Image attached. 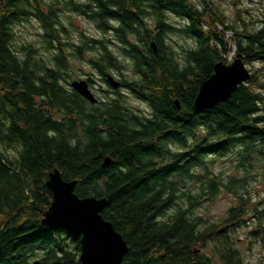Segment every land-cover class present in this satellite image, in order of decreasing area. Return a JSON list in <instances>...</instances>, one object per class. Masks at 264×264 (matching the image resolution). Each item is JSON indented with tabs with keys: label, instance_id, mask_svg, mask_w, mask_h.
I'll return each mask as SVG.
<instances>
[{
	"label": "trees",
	"instance_id": "16d2710c",
	"mask_svg": "<svg viewBox=\"0 0 264 264\" xmlns=\"http://www.w3.org/2000/svg\"><path fill=\"white\" fill-rule=\"evenodd\" d=\"M203 1L198 8L187 0H0V264H80L79 241L40 223L55 168L63 179L77 180L79 197L108 199L102 215L129 245L125 264H246L234 236L252 204L249 167L264 163V64L228 101L203 111L193 102L230 44L245 64L264 61V18L257 29L239 31L214 0ZM65 11L90 18L104 33L114 31L134 72L122 82L150 107L148 115L120 92L91 104L71 87L64 46L74 44L62 38ZM168 14L185 25H172ZM32 19L51 56L15 44V25ZM153 20L157 35L147 23ZM173 32L196 42L184 51L183 64L166 42ZM108 41L82 39L72 55L99 50L90 62L105 79L109 69L122 67ZM200 126L208 136L195 134ZM235 148L243 174L222 180L211 165ZM106 157L111 162L104 165ZM221 190L238 203L220 220L196 216L202 198ZM254 205L256 243L264 236V203Z\"/></svg>",
	"mask_w": 264,
	"mask_h": 264
},
{
	"label": "rangeland",
	"instance_id": "374dc122",
	"mask_svg": "<svg viewBox=\"0 0 264 264\" xmlns=\"http://www.w3.org/2000/svg\"><path fill=\"white\" fill-rule=\"evenodd\" d=\"M187 1L198 8H202L204 4L203 0ZM214 1L220 8L219 15L224 17L227 22H236L239 31L241 27H246L249 31H253L260 27L261 20L264 18V0ZM205 4H209L211 6L210 1H206ZM62 20L67 29V33L62 34V38L68 40L71 44H74L64 46L70 67V80L90 79L92 81L90 85L93 87L97 97L103 100L108 98V96L116 97L117 94L111 92L112 90L107 83L101 79V75L98 70L91 65L90 60L99 54V50L92 47L84 53V57L81 59H77L72 55L73 48L80 45V40L82 39L96 38L109 40L108 43L113 48L116 55L120 58L122 67H120V69H109L108 72L120 80L131 79L134 72L130 67V62L125 59V51L123 50L124 46L118 42L114 31L104 33L90 18L74 12L65 11L62 14ZM168 21L174 26L182 27L185 25L182 18L172 14H168ZM242 22H245V26L242 25ZM155 24L156 22L154 20L152 22H148V25H150V27L154 30V35H157L158 30L155 28ZM14 30L16 39L15 44L18 47L31 44L40 50L39 53L42 56H51L53 54V51H49L42 47L44 43V35L39 22L33 19L28 22H20L15 25ZM219 31H221L220 28ZM226 32L224 33L225 37H227ZM166 42L172 47V50L176 52L178 61L181 64H183L184 51L196 46L194 39L178 32L170 33ZM231 58L233 61L235 58L234 55H231ZM263 62L264 61L260 60L254 61L252 64H246V67L252 72L257 71L264 64ZM262 92L264 94V89ZM120 94L125 96L126 102L134 110L145 115L150 113V107L126 88L121 89ZM233 150V152L230 154L228 153L223 157H216L214 163L211 165L212 172L219 175L222 180H228L229 177H236L243 174V172L237 167L238 161H235L234 152H236L237 149L235 148ZM249 168L251 169V174L253 176L249 185V188H251V191L253 192L252 204H248L249 212L243 215L242 222L236 229L234 239L235 245L242 253L246 264H264V236H260L256 243L252 241L251 232L255 230V227L254 222L252 221L253 213L250 211V208L255 206L254 204L256 201H258L260 205L264 203L260 201L264 198V163L260 160L255 161ZM193 184L195 185V183H192V185ZM237 203L238 200L233 194L226 190H221L215 197H213V199H208V197L202 198L201 204L195 209V215L211 221L220 220L227 214L231 206H234ZM205 253L211 254L210 249H205Z\"/></svg>",
	"mask_w": 264,
	"mask_h": 264
},
{
	"label": "water",
	"instance_id": "95a60500",
	"mask_svg": "<svg viewBox=\"0 0 264 264\" xmlns=\"http://www.w3.org/2000/svg\"><path fill=\"white\" fill-rule=\"evenodd\" d=\"M151 47L157 52L153 41ZM214 72L204 80L194 99L196 110L203 111L228 101L238 86L249 81L251 72L246 67L243 56L235 55L231 63L220 60L214 64ZM107 82L113 89L121 87L112 74H107ZM71 87L91 104L99 100L91 91L86 80H72ZM175 103L178 108L180 104ZM111 162L106 157L104 165ZM77 180H65L58 169L48 173L46 186L52 193L49 207L40 220L41 225L50 229H64L73 239L79 241L80 264H125L129 245L114 225L102 213L108 205L106 197H79L75 192ZM34 264H38L35 261Z\"/></svg>",
	"mask_w": 264,
	"mask_h": 264
},
{
	"label": "flooded vegetation",
	"instance_id": "af4514ba",
	"mask_svg": "<svg viewBox=\"0 0 264 264\" xmlns=\"http://www.w3.org/2000/svg\"><path fill=\"white\" fill-rule=\"evenodd\" d=\"M0 5H1V3H0ZM148 23V22H147ZM119 42V41H118ZM122 45V44H121ZM156 53V52H155ZM108 73H110V72H108ZM108 73H106V77H105V79L103 78V76H101V79L105 82V83H107V85L110 87V89L112 90L111 92H113V93H115V92H120V90L121 89H123V88H126L125 87V85H124V83L122 82V80H120V79H118V78H116L113 74V76L118 80V81H120L121 82V87L120 88H118V89H113L110 85H109V83L107 82V74ZM111 74V73H110ZM90 83H92V81L91 82H88V84H89V87H90V89H91V91L93 92V94L96 96V98L98 99V100H102L103 101V99H100L99 97H97V95L95 94V92H94V89H93V87L90 85ZM107 93V92H106Z\"/></svg>",
	"mask_w": 264,
	"mask_h": 264
},
{
	"label": "built area",
	"instance_id": "2783aa9c",
	"mask_svg": "<svg viewBox=\"0 0 264 264\" xmlns=\"http://www.w3.org/2000/svg\"><path fill=\"white\" fill-rule=\"evenodd\" d=\"M227 37L226 38H231L232 36H233V32L231 31V30H228L227 32ZM229 34V35H228ZM230 50L227 52V53H225V54H223V57L225 58V62H227V63H231V55L233 56L234 55V57H235V46H234V44H230ZM228 55H229V58H228Z\"/></svg>",
	"mask_w": 264,
	"mask_h": 264
},
{
	"label": "clouds",
	"instance_id": "9594fccd",
	"mask_svg": "<svg viewBox=\"0 0 264 264\" xmlns=\"http://www.w3.org/2000/svg\"><path fill=\"white\" fill-rule=\"evenodd\" d=\"M194 131H195V134L199 137H206L209 135V129L205 126H200L197 129H195ZM187 142H188V144H192L194 141H193L192 137H188Z\"/></svg>",
	"mask_w": 264,
	"mask_h": 264
}]
</instances>
